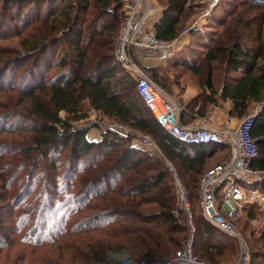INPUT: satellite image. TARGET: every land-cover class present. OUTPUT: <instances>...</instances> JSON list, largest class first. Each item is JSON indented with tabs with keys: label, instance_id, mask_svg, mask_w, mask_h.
<instances>
[{
	"label": "trees",
	"instance_id": "1",
	"mask_svg": "<svg viewBox=\"0 0 264 264\" xmlns=\"http://www.w3.org/2000/svg\"><path fill=\"white\" fill-rule=\"evenodd\" d=\"M250 1L246 6L258 3L264 9V1ZM167 2L154 32L158 40L169 42L179 36L181 20L187 15V0ZM23 6L26 10L32 7V11L34 7L33 21L46 27L49 24L52 26L49 29H60L57 24L61 23V17H58L61 14L65 21L60 24L63 26L61 37H56L55 41L45 38L31 46V52L40 53L57 43L60 53L55 57L56 68L63 72H58L47 84L24 90L30 100L27 111L30 125L34 127V141L29 149L23 150V159L15 162L18 166H13L17 170L20 166L28 169L24 181L16 180L12 184L11 175L4 174L3 177L6 184L22 187L24 198L35 195L43 201L41 207L32 205L24 213L33 219L31 213L35 209L36 220L43 219L44 222L26 232L21 244L38 250L61 242L58 248L74 250L75 245L69 240L84 238L79 240L78 255L60 256V264H103L108 251L131 249L137 243L148 248L142 260L155 262V255L161 254L164 247L172 249V245L181 242L175 235L182 234L185 229L182 224L185 214L165 163L134 146L132 135L110 128L103 130L98 123L74 126L88 118L82 107L83 102H88L103 119L151 136L165 160L176 167L177 177L182 179L186 191L189 190L188 200L196 202L193 255L200 260L206 259L208 262L203 261L207 264H217L216 255L235 250L236 241L216 230L199 212L198 182L204 174L206 153L211 145L218 144L186 145L167 134L142 105L132 77L115 60V43L124 16L121 0H30ZM43 8L44 15L41 16ZM30 13L24 19L30 18ZM228 42L229 47H213L214 41L210 47L201 46L202 51L205 49V52H199L204 56L203 61L177 65L199 77L201 64L205 63L202 86L208 91L182 108L181 122L186 110L196 107L203 96L205 102L198 106L204 112L207 104H216L219 99L231 104L229 115L234 118H244L251 103L262 104L251 127V136L259 151L251 165L264 172V68L259 65L264 60V43L254 52L245 48L236 34ZM63 44L73 49V56L66 50L63 52ZM86 45L96 46L91 50V56L88 55L90 50L83 49ZM217 62H224L227 69L219 90L214 86L213 66ZM229 71L236 76H230ZM145 72L166 89L159 70ZM132 89L134 94L128 96ZM94 129L99 131L97 141L88 138ZM62 171L63 180L59 181ZM18 172L20 175V170ZM38 185L42 187L40 190H36ZM251 187L264 191V181ZM18 207L17 204L16 209ZM241 212L251 221L255 219V213L262 211L255 205H246ZM9 216L11 223L18 222L19 217ZM41 227L47 230L43 241ZM13 237L16 239L17 234ZM256 246L251 252L248 247L249 264H264V224L256 238ZM43 260L38 264H54Z\"/></svg>",
	"mask_w": 264,
	"mask_h": 264
},
{
	"label": "rangeland",
	"instance_id": "2",
	"mask_svg": "<svg viewBox=\"0 0 264 264\" xmlns=\"http://www.w3.org/2000/svg\"><path fill=\"white\" fill-rule=\"evenodd\" d=\"M29 1L30 0H0V264H38L44 261L43 258L47 263L60 264V256L68 258L70 257V254L76 255V249L79 248V240H83L84 238H71L69 240L75 245L74 250H64L62 248H58L61 242H55L53 244L54 246L47 247L46 249L32 250L31 248H26L25 245L21 244L22 236L26 232H29L30 229L34 228V225L39 224L42 226L44 220H36L37 211L35 209H32L31 213L33 219L28 218L24 215V213L28 210V208H32V205L41 207L43 201H39L38 197L35 195H31L26 199L23 196L24 191L21 192L22 187H18L17 185L15 188L10 185L16 180L24 181L28 167L20 166L21 168L17 170L13 165H16L15 162H19L23 159L21 156L23 155V150L29 149L30 145L34 141V130L32 131L34 127L30 125L31 119L28 118L29 112L27 111L30 100L27 99V94L24 90L26 88L34 89L41 83L47 84L50 79L58 75V72H63V70L56 68L57 62L55 61V57L56 54L60 53V48L57 43H52L40 53L31 52V46L36 43H41L45 38L55 41L56 37H61L60 33L61 28L63 27H61V25L65 21L63 19L64 16L62 14L61 16H58L61 17L59 20L61 25L57 24L60 29H49L48 27H52L49 24L46 27L37 23V21H33L35 20L34 16L36 9L33 7L32 11L31 7L26 10L27 8L23 6ZM151 1L158 9H163L168 3L167 0ZM247 2L249 3L251 1L187 0L185 3L187 15L181 20L178 38H182L187 35L189 45L174 53L176 55H186L188 62H191L192 59L196 62L198 60L203 61L202 59L204 56L199 52H205V49L202 51V49H200L201 46H203L202 48L210 47L214 41L213 47H221L224 45L229 47V42L227 43V41L233 34H236V37H239L245 48L251 49L255 52L259 45L262 46L264 43V9L260 8L262 6L258 3H251L248 7L246 6V4L248 5ZM43 12L44 8L41 16L44 15ZM20 13L23 15L22 17L21 15L18 17V14ZM29 13L31 17H26L24 19V17ZM74 13L75 12L71 13V18L74 17ZM185 31L187 32L185 33ZM192 31L194 32V35H191ZM61 48L63 49V52L66 50L68 54L72 56L74 55L73 49L67 44H63ZM86 48L87 50H90L88 55L91 56V50L96 49V46L92 45L89 47L86 45L83 47V49ZM259 65L264 68V60H261ZM213 67L214 86L217 90H219L223 76L227 69L224 62H217ZM205 70L206 64L202 63L201 75L199 77L192 76L194 81L199 84L200 90L206 95L208 91H204L202 86L206 74ZM176 71L174 72L175 76H180L179 74L185 73L183 71L177 73ZM124 74H126V72H124ZM228 74L230 76H236L235 73L230 71ZM146 75L151 78L149 74ZM119 76H121V70L118 72V77ZM165 92L169 97L172 95L167 91ZM128 94V96L133 95L134 90L132 89V91ZM203 98L204 96L197 101L196 107H198V103H200V106L203 105V102H205ZM216 102V107H221L224 103L219 99L216 100ZM177 105L179 106V104ZM82 107L83 112L87 114L88 118L82 122L75 123L74 126H83L88 122L100 124V127L103 130L108 126H114L119 130L122 129L121 125L112 123L107 119H103L99 114L90 108L88 102H83ZM261 108L262 104L251 103L249 111H259ZM191 109L193 110V108ZM192 112L200 117L201 115L203 116L204 113L201 107L197 112L194 110ZM124 130L131 132V134L128 135H132L133 144L141 146V148L147 151L150 155L157 158L163 164L165 163V158L157 149L151 136L143 135L138 132L135 133L128 127H124ZM142 136H147L149 138L150 142L147 145H144L141 142ZM88 138L99 139V133L95 130H91L88 134ZM216 165L217 164L214 163L206 167L204 173ZM23 166L26 165L23 164ZM174 169L176 171L175 166ZM19 170L21 172L20 175L18 172ZM4 174H8L9 176L11 175L10 184H6L5 181H3V177L5 176ZM63 174V171L60 172L59 175H61V178L59 181L63 180ZM76 186L78 187L77 182ZM244 186H246L247 189L251 188L246 184ZM41 188V185H38L36 190H40ZM4 199V203H1V200ZM17 204L19 206L18 209H16ZM189 204L193 218L192 220H189L187 213L184 211L185 218L182 224L185 226V229L182 231V234L177 233L175 235V237H177L181 242H178L176 245H172V249L164 247V251L161 254L155 255V261H162L173 256L177 251L183 248L184 244L191 237L194 242V232H192V227H195L193 210H195L196 202L189 198ZM45 206L46 205L44 204L43 208H45ZM21 208L24 211L20 212ZM181 209L183 208L181 207ZM196 212H198L197 208ZM199 212L201 213L200 208ZM9 214H13L17 218L19 217L18 222L16 223L15 221V223H11ZM254 216L255 219L250 221L246 217V213L240 212L236 220V227L240 230V233L246 241L250 252L257 248L256 238L258 237V233L264 224V215L262 212L261 214L255 213ZM41 229L44 233L42 239L43 241L45 239V231L47 232V230L42 227ZM13 234H17L16 239L13 237ZM91 236L94 237L95 235L91 234ZM231 239L234 240L233 238ZM14 240L16 241L14 242ZM35 240L38 241V238ZM147 249L148 248L143 246L141 243H137L132 246L131 249L120 248L115 251H108L105 256L106 262L103 264H107V258L109 259L110 256L120 255L121 252L127 253L128 256L133 258L135 261H142ZM237 251L236 246V249L233 251L231 250V252L216 255L218 259L217 264H232L236 260ZM203 260L208 262L206 259ZM112 263L116 264L115 260H113Z\"/></svg>",
	"mask_w": 264,
	"mask_h": 264
},
{
	"label": "built area",
	"instance_id": "3",
	"mask_svg": "<svg viewBox=\"0 0 264 264\" xmlns=\"http://www.w3.org/2000/svg\"><path fill=\"white\" fill-rule=\"evenodd\" d=\"M121 3L124 16L115 43V60L134 80L136 94L156 124L178 142L186 145L225 143L230 146L229 157L200 177L198 205L201 215L211 226L236 241L237 257L232 264H249V250L236 227V220L244 206H259L264 203V191L251 187L264 181V172L251 165L259 154L257 143L251 136L252 123L258 111L247 114L234 128L230 127L228 120L218 129H210L198 122L183 124L180 107L146 75L138 63L141 53L170 57L176 52L178 38L169 42L156 38L154 26L151 25L156 9L151 0H121ZM106 128L124 135L131 134L123 126L121 130L114 126ZM141 142L147 145L150 140L147 136H142ZM165 165L172 175L180 206L189 220H192L187 191L174 167L167 161ZM245 184L251 188L247 189ZM192 244L191 237L181 250L162 261H135L132 258L124 260L122 264H207L193 255Z\"/></svg>",
	"mask_w": 264,
	"mask_h": 264
},
{
	"label": "crops",
	"instance_id": "4",
	"mask_svg": "<svg viewBox=\"0 0 264 264\" xmlns=\"http://www.w3.org/2000/svg\"><path fill=\"white\" fill-rule=\"evenodd\" d=\"M162 13L163 9H158L156 7V12L152 18L151 25L155 26L159 22ZM187 37L188 36L186 35L177 39L176 51L182 50L183 47L189 45ZM138 60V63L144 70L151 71L156 69L160 71L161 75L164 77V83L166 86V89L163 90L173 95H170V97L174 103L179 104L181 112L183 110L182 108H185L198 97L197 95L201 94L202 91L199 88V84L194 81V75L192 76L189 71L177 66L181 63L188 62L186 55H176L174 53L170 57H162L141 53ZM191 62H194V60L192 59ZM175 71L177 73L182 71L185 73L179 74L180 76H175ZM216 104H207L206 110L201 117L192 112L193 110L197 112L200 106L193 107L192 111L191 109L186 110V113L182 117V123L185 125H191L194 122H198L200 125H205L210 129H218L224 121L228 120L231 128L236 127L242 118H234L229 115L231 104L229 102H224L221 107H216ZM254 112H256V110L249 111L248 114ZM94 130L99 133L98 130ZM90 139L97 141L100 139V135L99 139ZM134 146L141 148V146L136 144H134ZM208 151L209 152L206 153L207 158L205 159V168L214 163L218 164L226 160L230 155V146L225 143H218V146L211 145L210 150ZM257 207L260 211L264 212V203Z\"/></svg>",
	"mask_w": 264,
	"mask_h": 264
},
{
	"label": "water",
	"instance_id": "5",
	"mask_svg": "<svg viewBox=\"0 0 264 264\" xmlns=\"http://www.w3.org/2000/svg\"><path fill=\"white\" fill-rule=\"evenodd\" d=\"M115 260L116 264H122V262L126 259H132L130 256H128L127 253L125 252H121L120 255H116V256H110L109 259L107 258V264H113V260Z\"/></svg>",
	"mask_w": 264,
	"mask_h": 264
}]
</instances>
